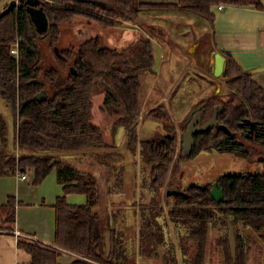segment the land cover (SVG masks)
<instances>
[{
	"label": "trees",
	"instance_id": "16d2710c",
	"mask_svg": "<svg viewBox=\"0 0 264 264\" xmlns=\"http://www.w3.org/2000/svg\"><path fill=\"white\" fill-rule=\"evenodd\" d=\"M220 4L263 7L262 0H43L49 18L47 31H38L26 4L0 18V96L12 117L13 145L19 150L18 154L0 153V177L17 171L33 172L34 184H40L56 169L64 191L55 204L57 247L21 239L19 247L30 253L31 260L20 264H65L60 261L62 249L78 255L70 264H137L136 256L129 253L130 244L124 235L114 237L110 232L112 246L108 253L102 215L96 209L100 200L98 178L94 171L85 172L74 162L89 164L91 158L95 163L90 165L111 166L113 156L121 153L111 150L112 145L107 143L103 129L94 120L93 97L99 93H104L103 108L115 119L116 129L120 126L128 129L125 148L135 151L140 145L143 161L150 164L153 175L149 186L154 194L144 209L149 214L143 212L139 228L140 254L158 258L163 255L165 259L172 255L171 263L177 264V254H168L166 245L161 254V247L166 244V232L159 219L163 212L160 198L176 153L177 136L171 133L139 141L137 132L143 106L141 75L147 71L156 73L153 40L147 35L134 45L118 49L106 45L103 38L96 35L78 46L56 50L55 45L60 40L62 24L66 22L84 18L109 28L124 21H137L144 9L191 11L205 17L214 31V9ZM48 37L56 64L45 66L40 41ZM15 47L17 54L13 52ZM220 52L226 57L223 75L230 91L202 100L199 105H202L203 121L211 117L217 105H221L219 124L226 125L236 135L219 126L197 133L191 155L217 151L251 158L254 150L245 140L264 150V86L230 53ZM44 89L48 97L36 100L35 96ZM149 114L168 129H174L163 103L151 109ZM247 119L258 122L254 138L248 137L251 126ZM7 128L6 119L0 114L1 145L5 149L10 144ZM108 147L107 152L100 151ZM67 152L72 154H63ZM260 161H264V155ZM215 182L224 190L222 202L213 198L210 185L204 189L192 185L177 194H169V189L166 191L167 200H174L168 211L170 218L176 224L187 225V239L196 242L194 254H183L185 261L187 264L205 263L208 227L215 222L225 228V263L247 264L251 244L258 239L254 232H258L264 242V171L226 173ZM70 193L86 194V203L69 202L67 196ZM17 204L14 195L0 204V231L14 228ZM119 216V213H113L115 222ZM228 222H232L236 231V258L232 254ZM242 228L249 230L248 233L242 232ZM186 243L185 240L182 245L184 253L188 251ZM168 244L170 252L173 251V243Z\"/></svg>",
	"mask_w": 264,
	"mask_h": 264
},
{
	"label": "rangeland",
	"instance_id": "374dc122",
	"mask_svg": "<svg viewBox=\"0 0 264 264\" xmlns=\"http://www.w3.org/2000/svg\"><path fill=\"white\" fill-rule=\"evenodd\" d=\"M10 1L2 0L0 11L9 5ZM137 22L140 28L128 24H118L106 28L97 22L77 18L72 22L62 24V34L55 49L60 50L72 45L78 46L84 40L96 35L101 36L106 45L118 49L134 45L140 38L147 35L158 40L157 43H154L155 52L158 51L156 73L147 71L141 75L143 106L138 119L137 132L139 141L160 138L171 133H175L177 136L176 153L160 198L162 199L163 212L159 219L163 222L166 232V244L161 247V254H163V248L166 245L168 254H177V264H187L183 254H194L196 242L187 239L189 232L187 225L176 224L170 218L168 211L172 208L174 200L173 198L170 201L167 200V189L185 191L192 185H210L211 188L215 180L226 173L263 172L264 161H260V158L264 155V150L260 145L245 140L246 144L254 150V155L251 158H241L232 153L217 151H201L194 156H186L183 151V135L187 130L188 120L193 110L199 106L202 100L216 95H225L230 91L225 76H216L210 66H207V62L203 60V56L209 54L215 45L211 23L197 13L178 9H144ZM129 33L131 35L124 42L125 36ZM40 42L45 56V66L56 64L49 37ZM198 42L199 45L195 48L194 46ZM93 101L95 122L103 129L107 143L112 145L111 150H120L121 153L113 156L110 161L111 166H106L103 163H97L96 166L90 165L93 163L91 158L88 159L89 164L76 160L74 162L81 166L85 172L86 170L94 171L98 178L100 200L96 209L102 215L104 232H113L114 237L124 235L127 244H130L129 253L136 256L137 264H172V255L167 254L168 259H165L163 255L158 258L140 254L139 228L144 214H149V211L144 209L149 206L154 194L149 186L153 176L150 174V164L143 161L140 145L135 151L125 148L128 129L124 126L116 129L115 119L103 108L104 93L96 94ZM161 103L165 105L171 116L170 122L174 131L149 114L151 109ZM0 114L8 124L7 135L10 141L8 148L5 149L1 145L0 136V153L18 154L19 150L13 145V120L1 96ZM110 148H102L100 151L107 152ZM109 188H111V192H109ZM70 197L75 198L76 201H86L87 199L84 193H74ZM115 212L120 215L116 222L113 219ZM135 229L136 231H134ZM241 230L244 233L249 231L243 228ZM224 231V225L221 223L212 222L209 225L204 264H226L224 260ZM254 236L258 239L251 244L252 249L247 264H264L263 239L258 235V232H254ZM185 240L188 247L186 253L182 249ZM168 243H173L171 252Z\"/></svg>",
	"mask_w": 264,
	"mask_h": 264
},
{
	"label": "crops",
	"instance_id": "0c3cea01",
	"mask_svg": "<svg viewBox=\"0 0 264 264\" xmlns=\"http://www.w3.org/2000/svg\"><path fill=\"white\" fill-rule=\"evenodd\" d=\"M262 3V8L236 5H225L223 9L216 7L214 31L211 29L215 45L211 49L230 53L240 66L249 70L255 80L264 86V0ZM120 24L140 28L137 21H124ZM130 35L131 33L125 36L124 42ZM151 39L154 43L158 42L153 37ZM198 45L199 42L194 47ZM159 50L162 53L161 49ZM209 54L203 56L207 66H211L213 60ZM155 56H158V51L155 52ZM55 171L56 169L40 184H34L33 172L17 171L0 177V204L6 203L11 195L16 196L18 200L14 228L0 231V264L28 263L31 260L30 253L19 247L21 239L57 247L55 204L57 197L64 191ZM72 194L74 193L67 196L69 202L86 203L87 199L76 201L75 198L70 197ZM62 250L60 256L62 263L70 264L78 256L71 251Z\"/></svg>",
	"mask_w": 264,
	"mask_h": 264
},
{
	"label": "water",
	"instance_id": "95a60500",
	"mask_svg": "<svg viewBox=\"0 0 264 264\" xmlns=\"http://www.w3.org/2000/svg\"><path fill=\"white\" fill-rule=\"evenodd\" d=\"M26 4L28 12L30 13L38 31L44 32L49 29V18L47 16V13L44 9L43 0H11L9 5L0 12V18L3 17L5 14L9 13L11 10L17 8L20 4ZM210 57L212 60L211 62V71L216 76H221L224 74L225 70V63H226V57L223 55L219 50L211 49L210 50ZM48 97L47 91L44 89L41 92H39L36 96V100H44ZM205 102L204 104H206ZM202 105H199L193 112L191 113V116L188 120V128L184 132L183 135V149L187 156H190L193 152L196 140H195V134L205 132L209 129H212L214 127L219 126L220 128L224 129L229 134L235 136L236 134L232 132L226 125L219 124L218 120V113L219 110H222L221 105H217L214 108V111L211 115V117L203 121L202 119ZM247 123L250 124L251 128L248 133V137L253 138L254 131L257 127L258 122L253 121L251 119L246 120ZM56 160L53 161L55 163ZM201 188H206V185H199ZM180 190L178 189H169V194H177ZM211 193L213 198L217 202H222L225 199V194L223 188H220L217 184V182L213 183ZM229 226V239L231 243V249L233 257L236 258L237 254V238H236V231L235 227L232 224V222H228ZM105 238H106V244H107V250L108 253L111 251L112 241H111V234L110 232H105Z\"/></svg>",
	"mask_w": 264,
	"mask_h": 264
},
{
	"label": "built area",
	"instance_id": "2783aa9c",
	"mask_svg": "<svg viewBox=\"0 0 264 264\" xmlns=\"http://www.w3.org/2000/svg\"><path fill=\"white\" fill-rule=\"evenodd\" d=\"M224 7H225V4H220V5L218 6L219 9H223ZM13 52H14L15 54H17V53H18V48L15 47V48L13 49Z\"/></svg>",
	"mask_w": 264,
	"mask_h": 264
},
{
	"label": "flooded vegetation",
	"instance_id": "af4514ba",
	"mask_svg": "<svg viewBox=\"0 0 264 264\" xmlns=\"http://www.w3.org/2000/svg\"><path fill=\"white\" fill-rule=\"evenodd\" d=\"M24 4V3H23ZM21 5V4H20ZM8 6V5H7ZM255 131H256V129H255ZM255 131H254V133H255ZM253 138H254V136H253ZM212 189V188H211Z\"/></svg>",
	"mask_w": 264,
	"mask_h": 264
}]
</instances>
